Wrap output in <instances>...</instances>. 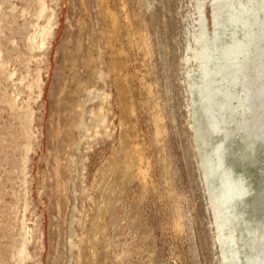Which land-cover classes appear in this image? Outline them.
I'll use <instances>...</instances> for the list:
<instances>
[{
  "label": "rangeland",
  "instance_id": "374dc122",
  "mask_svg": "<svg viewBox=\"0 0 264 264\" xmlns=\"http://www.w3.org/2000/svg\"><path fill=\"white\" fill-rule=\"evenodd\" d=\"M0 264H264V0H0Z\"/></svg>",
  "mask_w": 264,
  "mask_h": 264
},
{
  "label": "bare ground",
  "instance_id": "6f19581e",
  "mask_svg": "<svg viewBox=\"0 0 264 264\" xmlns=\"http://www.w3.org/2000/svg\"><path fill=\"white\" fill-rule=\"evenodd\" d=\"M244 46V45H243ZM244 53V52H243ZM244 99V98H243ZM247 101H249V99H247ZM240 102V101H239ZM244 104V103H243ZM249 105V104H248ZM247 105V109L245 110L244 109V115L247 116V114L249 113V106ZM245 107V106H244ZM239 108V107H238ZM238 110V109H237ZM221 161L219 163V165L217 166L216 169H214L213 171H210V174L214 176V174L218 171V169L220 168L221 166ZM226 179L224 181V187H225V190H226V194L224 196H222L220 198V202L223 206H226V207H231V204L234 202L235 200V197L233 196L234 194H232L231 192V188H230V185H231V172L230 171H226ZM225 176V175H224ZM224 178V177H223ZM223 195V194H222Z\"/></svg>",
  "mask_w": 264,
  "mask_h": 264
}]
</instances>
